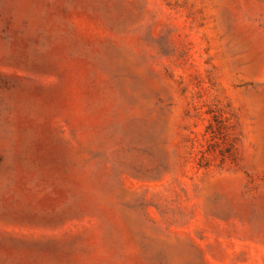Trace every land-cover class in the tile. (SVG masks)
I'll return each mask as SVG.
<instances>
[{
    "label": "rangeland",
    "instance_id": "rangeland-1",
    "mask_svg": "<svg viewBox=\"0 0 264 264\" xmlns=\"http://www.w3.org/2000/svg\"><path fill=\"white\" fill-rule=\"evenodd\" d=\"M0 264H264V0H0Z\"/></svg>",
    "mask_w": 264,
    "mask_h": 264
}]
</instances>
